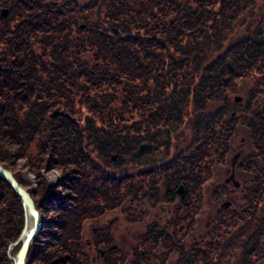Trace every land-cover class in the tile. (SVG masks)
<instances>
[{
	"label": "trees",
	"instance_id": "1",
	"mask_svg": "<svg viewBox=\"0 0 264 264\" xmlns=\"http://www.w3.org/2000/svg\"><path fill=\"white\" fill-rule=\"evenodd\" d=\"M246 6L0 0V165L25 188L17 161L28 172L50 162L65 192L36 205L55 220L29 264H264V9L250 35L222 47ZM213 47L222 51L210 59ZM241 132L238 189L205 196ZM118 216L144 222L125 252ZM22 227L19 197L0 177V264H12Z\"/></svg>",
	"mask_w": 264,
	"mask_h": 264
},
{
	"label": "rangeland",
	"instance_id": "2",
	"mask_svg": "<svg viewBox=\"0 0 264 264\" xmlns=\"http://www.w3.org/2000/svg\"><path fill=\"white\" fill-rule=\"evenodd\" d=\"M75 3H78V5H82L85 1L87 0H74ZM247 2V6L245 9H247L249 7V10L247 12H245L243 15H241L238 19H236L233 23V28L229 29L227 32H229L226 37H224V43H222V47H225L226 44H232L235 41L246 37L248 35H250L252 33V31L255 29V27H257L259 24L258 21L261 22V18H262V12L264 9V0H245ZM242 5V3H241ZM94 13V12H93ZM254 13V14H253ZM91 16V15H90ZM89 17V15H88ZM95 24H99L100 20H99V14L97 17L92 16L91 19ZM84 23H86V19L85 18H81L78 22V24H80L79 28L83 29ZM261 27V26H260ZM218 42V41H217ZM215 50V47H213L211 49L212 53L211 54V58L216 57L219 53H221V50ZM239 88L243 87L244 88V92H246L247 88L250 87V83L247 84L245 82H239ZM252 89V88H250ZM249 89V90H250ZM243 93L242 92H238L236 94L233 95L232 99H234V97H240L243 99ZM245 96V95H244ZM264 97V96H262ZM234 101V100H233ZM235 102V101H234ZM241 102V101H240ZM187 129L185 130V135L189 136V134H187ZM144 145V144H141ZM247 146L248 143H246L243 140V133H237V136L234 138L233 140V149H232V153L229 155L228 154V158H227V162L224 164V167L222 168V166L216 168L218 171L222 170V175L220 176L221 179L219 181H215L213 185H211V183L208 184V186L205 188V191L207 192L205 194V196L208 194H213V191H219L221 192L220 188H228L229 191H232L233 189H238L239 187V182L237 179L236 174H234V170H235V165L237 164L239 158H241L242 154L246 153L247 150ZM33 151H35V149L33 148ZM138 151L140 152L139 148ZM236 156V157H235ZM24 160L23 159H19L17 161V165H16V172L18 173V178L21 180V182H23V184H25V188H27L29 190V192H31V194L35 193L34 196V203L37 206H43L45 208H50L52 207V204H55L57 202V197H63L65 194L63 188H62V184H61V180H62V171L60 170V168L56 167V166H51L50 162H44V165L42 166V168L39 171H36L37 169H32V172H28L25 168L22 167ZM228 169V172H226ZM233 175L232 179H229L228 182H226L227 178H230V176ZM54 177L56 178V180H54ZM235 183H238V186H235ZM225 188V189H226ZM227 194V193H226ZM31 196V195H30ZM224 200L227 197H223ZM222 198V199H223ZM223 200V202H225ZM219 205H222V202L219 203ZM171 204H163L161 206V209L164 210H168V208H170ZM44 208V209H45ZM167 208V209H165ZM44 209H39L40 214L43 217V223L44 221L46 222H53L55 220L54 215L52 212H47L44 211ZM149 208H146V204L144 205V208L142 210V212L147 211ZM210 209L207 210V212L204 214L202 213L200 215L201 221H208L211 218V214L208 212ZM118 215V213H116ZM114 214V215H116ZM138 214V213H137ZM160 216H162V218L164 217L165 212L162 211L159 213ZM118 218H120L119 220V228L117 229V236H115V245L118 248V250L125 252L129 249L131 243H132V239L135 237V235L137 233H139V231H141V229H144V222H142V224H137V225H125V221L123 220V218H121V216H118ZM150 221V218H148L145 223H147V221ZM95 221L92 220H87L83 226L88 227L89 225L93 224ZM132 223H138V222H132ZM44 226V225H43ZM141 227V228H140ZM45 229V228H41V231ZM46 229L50 230V232L54 231V228H49L48 226L46 227ZM15 249V247L13 248ZM19 249V248H18ZM17 249V250H18ZM17 250H12V253H10V255L15 256ZM14 251V253H13Z\"/></svg>",
	"mask_w": 264,
	"mask_h": 264
},
{
	"label": "water",
	"instance_id": "3",
	"mask_svg": "<svg viewBox=\"0 0 264 264\" xmlns=\"http://www.w3.org/2000/svg\"><path fill=\"white\" fill-rule=\"evenodd\" d=\"M6 10L2 11V15H6ZM240 97H234V101H240ZM146 145H141L139 150H143ZM236 157V156H235ZM0 177L5 180L12 190L19 197L22 216H23V227L19 234V237L16 241L11 243L8 246V258L11 260L12 264H29L33 257L28 256L29 247L33 241V239L40 233L41 228L43 227V217L38 212L35 207L34 201L30 196V193L14 178L13 174L3 168L0 165ZM233 175L230 178L226 179V182L229 179H232ZM235 186H238V183H235ZM183 190L182 186H179L176 191L177 193H181ZM227 205V204H225ZM19 244V249L15 256L10 255V252Z\"/></svg>",
	"mask_w": 264,
	"mask_h": 264
},
{
	"label": "bare ground",
	"instance_id": "4",
	"mask_svg": "<svg viewBox=\"0 0 264 264\" xmlns=\"http://www.w3.org/2000/svg\"><path fill=\"white\" fill-rule=\"evenodd\" d=\"M54 180H56V178H55V177H54ZM37 236H38V235H37ZM37 236H36V237H37ZM36 237H35V238H36ZM35 238H34V239H35ZM34 239H33V240H34ZM32 242H33V241H32Z\"/></svg>",
	"mask_w": 264,
	"mask_h": 264
},
{
	"label": "flooded vegetation",
	"instance_id": "5",
	"mask_svg": "<svg viewBox=\"0 0 264 264\" xmlns=\"http://www.w3.org/2000/svg\"><path fill=\"white\" fill-rule=\"evenodd\" d=\"M63 1H65V0H63ZM71 1H74V0H71ZM184 191V190H183Z\"/></svg>",
	"mask_w": 264,
	"mask_h": 264
}]
</instances>
